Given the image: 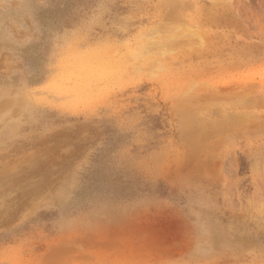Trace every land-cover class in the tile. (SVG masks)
I'll use <instances>...</instances> for the list:
<instances>
[{
  "label": "rangeland",
  "instance_id": "obj_1",
  "mask_svg": "<svg viewBox=\"0 0 264 264\" xmlns=\"http://www.w3.org/2000/svg\"><path fill=\"white\" fill-rule=\"evenodd\" d=\"M0 264H264V0H0Z\"/></svg>",
  "mask_w": 264,
  "mask_h": 264
}]
</instances>
